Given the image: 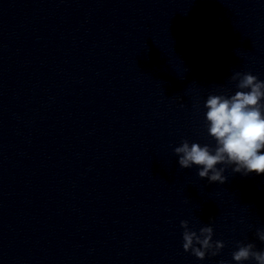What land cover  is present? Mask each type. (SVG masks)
Returning <instances> with one entry per match:
<instances>
[{
  "label": "clouds",
  "instance_id": "1",
  "mask_svg": "<svg viewBox=\"0 0 264 264\" xmlns=\"http://www.w3.org/2000/svg\"><path fill=\"white\" fill-rule=\"evenodd\" d=\"M230 79L236 82L235 94H210L204 105L207 132L215 140V147L183 140L174 148L180 168L197 166L198 176L209 183L224 184L228 166H233V173L264 174V81L241 72L233 73ZM180 226L184 229L183 250L200 260L208 254L218 255L225 246L223 241H213L211 225L201 227L198 232L189 228L187 220H182ZM256 236L264 242V230L257 229ZM232 258L237 264L248 260L264 264V251L255 250L254 243H240ZM219 264L227 262L221 260Z\"/></svg>",
  "mask_w": 264,
  "mask_h": 264
}]
</instances>
